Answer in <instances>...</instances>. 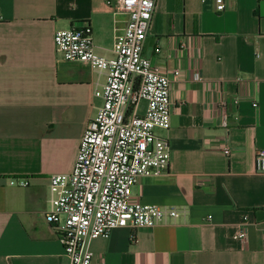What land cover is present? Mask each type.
I'll list each match as a JSON object with an SVG mask.
<instances>
[{"label":"crops","instance_id":"1","mask_svg":"<svg viewBox=\"0 0 264 264\" xmlns=\"http://www.w3.org/2000/svg\"><path fill=\"white\" fill-rule=\"evenodd\" d=\"M113 2L0 0V264H69L45 216L50 177L72 170L106 75L62 59L54 34L89 26L95 52L111 58L126 18ZM143 54L171 81L170 126L155 128L170 161L139 176L132 194L180 213L89 240L92 264H264V173L254 163L264 149V0H225L223 11L215 0H157ZM22 178L29 184L10 183Z\"/></svg>","mask_w":264,"mask_h":264},{"label":"built area","instance_id":"2","mask_svg":"<svg viewBox=\"0 0 264 264\" xmlns=\"http://www.w3.org/2000/svg\"><path fill=\"white\" fill-rule=\"evenodd\" d=\"M156 1L114 0L113 14L126 18L122 31L114 35L111 58L95 52L89 26L54 34L62 59L106 75L104 83L94 88L103 103L86 123L72 170L50 177L45 216L69 264H92L89 240L108 238L114 228L151 227L175 220L180 213L176 207L142 203L132 194L139 176L162 174L170 161L168 137L158 135L155 128L170 126L171 81L143 54ZM215 7L223 11L225 0H215ZM141 100H146L143 114L138 112ZM223 152L230 155V147L225 145ZM254 163L255 170L264 173V149L256 151ZM10 183L26 186L29 181ZM243 225L235 235L241 240L247 234Z\"/></svg>","mask_w":264,"mask_h":264}]
</instances>
